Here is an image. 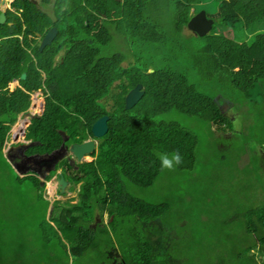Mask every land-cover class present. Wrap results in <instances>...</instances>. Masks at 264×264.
I'll return each mask as SVG.
<instances>
[{"label":"trees","instance_id":"1","mask_svg":"<svg viewBox=\"0 0 264 264\" xmlns=\"http://www.w3.org/2000/svg\"><path fill=\"white\" fill-rule=\"evenodd\" d=\"M207 1L41 0L39 5L35 0H7V22L0 23V127L5 126V134L0 132V151L3 152L1 148L9 124L15 122L21 112L29 110L33 95L40 90L46 106L30 130L35 149L29 148L28 153H51L60 148L62 129L73 137L67 145L94 138V122L107 115L108 132L96 138V148L89 154L94 159L73 166L65 158L61 171L75 187L82 181L85 187L88 181L87 192L101 196L103 204L113 207L109 209L111 215L118 203L128 204L126 210L115 215L125 223L131 213H136L146 224L161 216L162 225L174 227L181 233L179 241L187 258L185 264L199 260L205 253L199 250L204 249L202 246L218 242L204 239L192 225L188 227L187 221L176 222L190 208L186 206L176 169H162L157 153L170 154L178 150L182 158L189 159L190 165L196 161L198 135L179 122L160 116L179 111L206 120L217 128L218 135L226 138L237 135L239 139L243 129L236 127V121L251 110L252 92L256 88L264 89L257 86L264 82V0H217L213 13L203 7ZM202 8L214 19L212 31L203 36L192 33V36L205 38L204 57L212 62V69L206 71V75L215 74L220 88L232 89L229 93L232 100L224 98L226 102L220 103L219 97H210L208 91H203L199 83L191 79V74L175 55L161 58L159 65L150 58V64L156 66L150 72V67L134 62L133 53L132 60L128 53L126 56L107 49L115 41L112 29H121L123 39L136 41L139 52L143 50L140 45L166 53L187 48L189 45L183 44L177 33L182 34L190 19ZM219 26L231 31L240 27L238 38H229L217 30ZM53 27L58 28L57 35L51 44L41 49L44 36ZM250 29L260 30L251 38ZM125 61L131 62L124 66ZM23 72H26L25 79ZM15 81L19 87L11 98L10 85ZM138 83L144 85L145 94L128 109L126 96ZM227 104L229 108L225 109ZM1 119H4L3 124ZM78 121L86 127L87 137H77L81 134ZM67 122L71 127L61 128ZM228 129L231 134H219ZM29 134H26L28 140L31 139ZM262 142L261 139L256 142L253 152L264 147ZM262 159L264 163V152ZM34 180L36 183V178ZM99 180V184H95ZM137 188L154 191L156 200L141 198L134 192ZM176 199L183 207L173 211ZM191 199L193 201L194 197ZM89 200V196L82 198L69 211L61 210V216L56 215L58 206L52 211V219L61 224L64 235L78 237L70 238L75 256H81L88 249V245L83 246L84 241L94 239L97 232L102 233L100 221L85 225V216L94 218ZM249 205L238 197L230 200L228 207L239 215H249ZM255 211L260 213L261 228H264V202L258 204ZM252 223L259 240L264 241L256 230L257 222ZM72 226L73 232H65ZM219 245L222 244L216 246ZM232 252L228 251L229 255ZM227 264L232 263L227 261Z\"/></svg>","mask_w":264,"mask_h":264},{"label":"rangeland","instance_id":"2","mask_svg":"<svg viewBox=\"0 0 264 264\" xmlns=\"http://www.w3.org/2000/svg\"><path fill=\"white\" fill-rule=\"evenodd\" d=\"M35 1L41 5V0ZM217 5V0H209L203 4V7L213 13ZM7 6L8 3L2 0L1 10H6ZM196 9L198 11L199 7ZM202 10L205 9L202 8ZM149 14L156 16L154 13L149 12ZM207 18L212 19L208 15ZM239 29L240 27H237L231 31L224 26L217 27L218 31L235 39L238 38ZM112 30L115 41L107 48L112 52L120 51L126 56L128 53L132 60L134 59L133 53L134 62L150 67V72L156 68L150 64V58H153L154 63L159 65V61H163L161 58L169 59L175 55L185 71L191 74V79L199 83L203 91H208L210 97L214 99L219 97L220 103L226 102L224 98L232 100L229 94L232 93V89L223 90L219 87L215 74L206 75V71L212 69V62L204 57L205 52L202 45L205 38L198 37V35L192 36V33L196 32L188 25L186 29H183L182 34L177 33V35L183 44L189 46L179 48L172 53L161 52L158 49L148 50L143 45H140L143 50L139 52L137 48L139 44L137 45L136 41L123 39L121 29ZM259 30L250 29L248 33L252 38ZM192 58L194 59L193 64ZM130 62L125 61L123 65L128 66ZM225 83L228 85L227 82ZM140 84L141 89L145 91L142 83L136 86ZM257 84L258 87L264 88V82ZM14 87H19L17 81L10 85V92ZM38 93L43 94V91L35 93L29 110L21 112L17 120L9 124L1 148L3 152L0 151V264H108L110 260H107V263L103 261L104 248H110L114 253L123 248L122 258L124 259L119 262L125 261V264H147V262L150 264L151 261H153L152 264H168L170 257L176 258V255L186 259L180 248L181 233L174 227L162 225L161 216L153 219L152 223L146 224L144 219L137 218L136 213H131L125 223L120 216L115 217V215L120 214L121 210H126L128 204L118 203L114 209L115 213L111 215L109 209L113 207H109L107 203L103 204L101 196L87 192L88 181L85 187H82L83 181L77 183L75 187L65 176L64 171H57L47 176L52 172L47 170L45 174H39L36 171L15 168V159L18 156L12 155L11 150L20 148L19 144L27 141L23 134H29L34 120L44 113L46 101L44 96L39 97ZM259 93L256 90L252 92L250 98L252 101L250 102L249 99V102L253 104L251 110L244 113L242 117H238L236 121V127L239 130L243 129L239 139H236L237 135H230L227 138L224 135H218L217 128L208 124L206 120L179 111H170L160 116L163 119L177 121L198 135L195 150L196 161L189 165V159L182 158V163L174 168L180 185H183L186 206L190 208V210L186 209L189 212L182 215L181 219H176V222L187 221L188 227L192 225L204 239L222 244L217 246L219 249L233 250L230 254L232 264H260V258H264V241L259 240L252 223L257 222L256 230L260 231L261 237H264L260 213L255 211L258 204L260 206L261 202H264V163L262 159L264 147L253 152L259 139L264 144V92L260 93L262 98H259ZM228 108L229 104L225 109ZM233 109L232 112H234ZM26 113L29 115L26 116ZM3 121L4 119L2 124ZM77 124L81 131L77 137H87L83 123L78 121ZM68 126H70L69 122L61 128L67 129ZM4 127H0L1 134H5ZM60 133L63 135V143L66 142L65 137H68L67 141L73 139L69 136L68 130L62 129ZM16 134L19 135L17 142ZM219 134H231V132L228 129L225 133L221 131ZM31 135L32 132L28 138H31L30 141L33 142ZM37 142L40 143V141ZM30 149L33 151L35 147H30ZM93 159L91 155L86 157V161ZM192 166L194 167L191 169ZM60 176L69 182L63 192L59 184ZM99 182L100 180L95 184ZM134 192L140 194L141 198L151 200L157 198L154 191L147 189L137 188ZM87 196L90 197L89 207L92 206L94 218L85 216V225L91 226L92 221H100L102 233L97 232L94 239L84 241L83 246L88 245V249L81 256H75L72 252L74 246L70 238L78 239V237L64 235L61 224L52 219V211L55 206H58L56 215L61 216V210L69 211L72 205H76ZM191 197H194L193 201ZM238 197H242L247 204L250 203L248 208L251 213L249 215H239L228 207L229 201ZM182 207L183 204L176 199L173 211H178ZM243 229L248 232L241 234ZM73 231L72 226L65 232ZM235 238L237 241L234 240ZM230 243L235 246L229 245ZM162 245L167 250L166 252L161 250ZM219 253L223 254L221 251ZM210 256L213 258L215 255L211 252Z\"/></svg>","mask_w":264,"mask_h":264},{"label":"water","instance_id":"3","mask_svg":"<svg viewBox=\"0 0 264 264\" xmlns=\"http://www.w3.org/2000/svg\"><path fill=\"white\" fill-rule=\"evenodd\" d=\"M5 22H6V16L3 13H1L0 14V23H5ZM213 23H214V20L207 18L206 11L202 10L201 12H199L198 14H196L195 16H193L190 19V21L188 23V27L190 29H192L193 31H195L198 35L203 36L209 30L212 29ZM57 33H58L57 27L51 28L50 31L46 34L43 42L41 43V49H43L46 45L51 44L54 37L57 35ZM22 78L23 79L26 78V72L22 73ZM15 87L13 90H11V93H10L11 98L14 97L15 90H16ZM141 87H142V85L140 84V85L136 86L134 89H132L127 94L126 108L130 109L133 105H135L137 102H139L140 99L143 97L145 91H144V89L142 90ZM37 95L41 96L42 93H38ZM35 104H34V106H35ZM25 115L28 116L29 113H26ZM108 118L109 117L107 115H105V116L99 118L93 124L92 130H93L95 138H98L100 136L105 135V133L108 129V124H107ZM25 135L26 134H23V136H25ZM95 138H91V139L84 141L82 143H73L69 148L65 147V143H63L59 149H56V150L52 151L51 153L43 154V155H41V158L46 159L45 161L49 162V165H48L49 171L56 169V163H55L56 160L58 161L59 159H61L64 156H67L68 154L71 155L70 156L71 163L73 165H75L77 161L82 162L83 160H85V157L87 154H90L95 150V148H96ZM18 139H19V135L16 138V142ZM67 139H68V137H65L66 141H67ZM34 144H35L34 141L25 143L23 146H21L19 148V150L22 153H24L25 149L32 147ZM22 149H24V150H22ZM25 162L26 161H24L23 163H25ZM15 166H16V168H18L20 170H24L20 167V164L15 165ZM67 183H69V182L66 181L63 176H60L59 184H60V188H61L62 192L64 191Z\"/></svg>","mask_w":264,"mask_h":264},{"label":"crops","instance_id":"4","mask_svg":"<svg viewBox=\"0 0 264 264\" xmlns=\"http://www.w3.org/2000/svg\"><path fill=\"white\" fill-rule=\"evenodd\" d=\"M255 90L257 92L259 91L260 93L264 92L262 89H258V88H256ZM261 94H260L259 98H262ZM251 101L252 100L250 99V102ZM246 232H248V230L243 229V232L241 234H245ZM216 245L217 244L202 246V247H204V249H199V250H202L205 253H202V255L199 256V260H196V259L193 260L192 264H227V261L232 263V256L229 255L227 252L233 251V250H231V249H219ZM163 246L164 245L161 246L162 251L165 250ZM166 251L167 250H165L164 252H166ZM181 251L185 255L183 248H181ZM220 251L223 254L219 253ZM103 252H102L103 261H105L107 263V260H110V262H108V264H117V263H120L119 262L120 260L124 259V258H122L123 248H120L117 253H114L110 248H104ZM211 252H213V255H215L213 258H211V256H210ZM176 256H177L176 258L170 257L168 264H185L187 258L183 259V258L179 257L178 255H176ZM120 264H125V261H122ZM260 264H264V258H260Z\"/></svg>","mask_w":264,"mask_h":264},{"label":"flooded vegetation","instance_id":"5","mask_svg":"<svg viewBox=\"0 0 264 264\" xmlns=\"http://www.w3.org/2000/svg\"><path fill=\"white\" fill-rule=\"evenodd\" d=\"M43 94L39 97H42ZM36 103V102H35ZM37 104V103H36ZM17 134L15 135V138H17ZM24 142H21L19 145L23 146ZM16 144V143H15ZM23 144V145H22ZM67 145V144H66ZM72 144L67 145L66 147L69 148ZM62 146V145H61ZM19 148V147H18ZM18 148H14V150H11V154L14 156H18L15 161V165H18L20 163V167L22 169H35L36 172H38L39 174H45L48 170V165L49 162L45 161L46 159H42L41 155L46 154V153H37V152H33V153H28V149H26V151L24 153H22ZM16 149H18L16 151ZM24 150V149H22ZM10 154V153H9ZM37 154V155H36ZM36 155V156H35ZM68 158L70 160V156L69 154L67 156L62 157L61 159H59L58 161L56 160V170L51 171L52 173L48 174L47 176L53 175L54 173H57L55 171H61L63 169V167L61 166L62 160ZM22 160H26L25 163H21ZM46 163V164H45ZM54 163V164H55Z\"/></svg>","mask_w":264,"mask_h":264},{"label":"clouds","instance_id":"6","mask_svg":"<svg viewBox=\"0 0 264 264\" xmlns=\"http://www.w3.org/2000/svg\"><path fill=\"white\" fill-rule=\"evenodd\" d=\"M18 82V81H17ZM23 137H26V135L25 136H23ZM27 139V138H26ZM96 140V139H95ZM28 142H31L30 140L28 141V139H27V141L25 140V142L23 143V144H25V143H28ZM67 142V141H66ZM66 142H65V147L67 146L66 145ZM22 144V145H23ZM61 147V146H60ZM59 149V148H58ZM26 151V150H25ZM69 156H71V155H69ZM89 156V154H87L86 155V157H88ZM157 156L159 157V159H160V161H161V166H162V169H169V170H172V169H174L176 166H178L179 164H181L182 163V156L180 155V153H179V151L177 150V151H174V152H172V153H157ZM86 157H85V160H86ZM24 161H26V160H22L21 161V163H23ZM70 161H71V159H70ZM77 162H79V161H77ZM76 162V163H77ZM15 163H16V161H15ZM20 164V163H19ZM15 168H16V166H15ZM26 170H32V169H26ZM33 170H35L34 168H33ZM56 170V169H55Z\"/></svg>","mask_w":264,"mask_h":264},{"label":"bare ground","instance_id":"7","mask_svg":"<svg viewBox=\"0 0 264 264\" xmlns=\"http://www.w3.org/2000/svg\"><path fill=\"white\" fill-rule=\"evenodd\" d=\"M7 2V0H5V3ZM1 9V8H0ZM6 10H2V12L1 13H3L5 16H6V22H7V15H6V12H5ZM208 32H210V30L208 31ZM207 32V33H208ZM46 36V35H45ZM45 36H44V38H45ZM44 38H43V40H44ZM43 40H42V42H43ZM108 129H109V127H108ZM108 129H107V131H106V133L108 132Z\"/></svg>","mask_w":264,"mask_h":264}]
</instances>
